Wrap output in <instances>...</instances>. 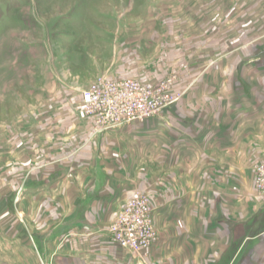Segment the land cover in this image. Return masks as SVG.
Masks as SVG:
<instances>
[{
  "label": "rangeland",
  "instance_id": "obj_1",
  "mask_svg": "<svg viewBox=\"0 0 264 264\" xmlns=\"http://www.w3.org/2000/svg\"><path fill=\"white\" fill-rule=\"evenodd\" d=\"M169 74L178 77L175 92L190 91L192 77H248L264 88V0H0V264L227 261L223 243L214 252L201 245L197 253L203 257L193 258L191 243L176 242L180 228L163 226L160 205L174 196L160 167L166 149L160 150L158 131L141 135L160 113L94 135L83 112L82 93L101 79L156 82ZM185 99L171 106L190 108ZM127 126L132 129L112 132ZM105 150L119 157L116 171H126L132 189L114 220L101 229L107 235L142 193L156 239L137 253L109 234L102 244L81 242L78 230L64 226L70 218L56 210L57 192L50 199L39 195L56 176L64 180L61 166L47 169L51 161L63 160L67 152L68 160L79 165L84 154ZM257 153H249L253 190L242 187L250 197L263 199L254 188V167L264 162ZM164 246L167 257L155 255Z\"/></svg>",
  "mask_w": 264,
  "mask_h": 264
},
{
  "label": "crops",
  "instance_id": "obj_2",
  "mask_svg": "<svg viewBox=\"0 0 264 264\" xmlns=\"http://www.w3.org/2000/svg\"><path fill=\"white\" fill-rule=\"evenodd\" d=\"M190 87L182 94L190 108L184 104L180 109L167 107L141 130L145 138L158 131L160 150L166 149L160 154V167L174 186L169 188L174 196L160 205V219L163 226L174 223L180 228L176 242L191 243L193 258L203 257L198 250L211 247L214 252L216 244L223 243L222 257L227 261L205 264H264V196L250 197L246 192L253 190V157L249 153L256 149L258 153L253 155L264 158V88L249 83L248 77H192ZM129 129L131 126L112 132ZM71 157L65 152L63 160H50L47 169L61 166L64 180L56 176L58 181L47 184L49 189L39 195L50 199L49 194L57 192L53 197L56 210L70 218L64 226L78 230L75 235L79 234L81 242H106L109 233L101 229L102 224L114 220L132 189L130 178L126 171H116L121 160L106 150L95 156L84 154L79 165L68 160ZM166 250L164 246L155 255L166 258ZM181 252L178 248L177 256ZM73 256L71 251L66 255L70 260ZM201 262L196 259V264H204Z\"/></svg>",
  "mask_w": 264,
  "mask_h": 264
},
{
  "label": "built area",
  "instance_id": "obj_3",
  "mask_svg": "<svg viewBox=\"0 0 264 264\" xmlns=\"http://www.w3.org/2000/svg\"><path fill=\"white\" fill-rule=\"evenodd\" d=\"M178 77L169 74L156 82L137 79H101L82 93V107L90 119L92 132L99 135L132 122H142L178 102L175 92ZM254 188L264 196V162L254 167ZM151 208L145 195L137 192L108 228L111 240L137 253L156 239Z\"/></svg>",
  "mask_w": 264,
  "mask_h": 264
}]
</instances>
